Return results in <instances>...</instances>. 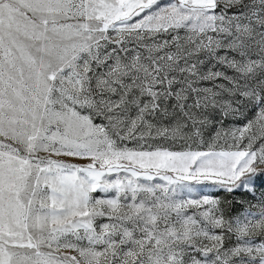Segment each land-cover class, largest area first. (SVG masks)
<instances>
[{
  "label": "snow or ice",
  "instance_id": "snow-or-ice-1",
  "mask_svg": "<svg viewBox=\"0 0 264 264\" xmlns=\"http://www.w3.org/2000/svg\"><path fill=\"white\" fill-rule=\"evenodd\" d=\"M0 264H264V0H0Z\"/></svg>",
  "mask_w": 264,
  "mask_h": 264
},
{
  "label": "rangeland",
  "instance_id": "rangeland-1",
  "mask_svg": "<svg viewBox=\"0 0 264 264\" xmlns=\"http://www.w3.org/2000/svg\"><path fill=\"white\" fill-rule=\"evenodd\" d=\"M165 2H166V0H165ZM240 123H243V121H241ZM233 126H239V124L236 123V122H233ZM207 191L211 192V191H213V189H208ZM237 199H241V197L238 196ZM254 210H255V209H254Z\"/></svg>",
  "mask_w": 264,
  "mask_h": 264
}]
</instances>
